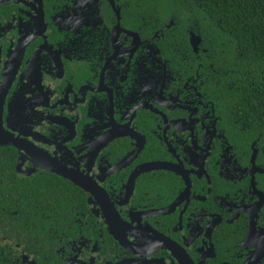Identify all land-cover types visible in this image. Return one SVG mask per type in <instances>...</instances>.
I'll list each match as a JSON object with an SVG mask.
<instances>
[{
    "label": "flooded vegetation",
    "instance_id": "af4514ba",
    "mask_svg": "<svg viewBox=\"0 0 264 264\" xmlns=\"http://www.w3.org/2000/svg\"><path fill=\"white\" fill-rule=\"evenodd\" d=\"M162 18L0 0V264H264L260 134Z\"/></svg>",
    "mask_w": 264,
    "mask_h": 264
},
{
    "label": "trees",
    "instance_id": "16d2710c",
    "mask_svg": "<svg viewBox=\"0 0 264 264\" xmlns=\"http://www.w3.org/2000/svg\"><path fill=\"white\" fill-rule=\"evenodd\" d=\"M144 14L175 15L213 46L223 105L264 145V0H141ZM181 16V17H180ZM163 19V18H162Z\"/></svg>",
    "mask_w": 264,
    "mask_h": 264
},
{
    "label": "water",
    "instance_id": "95a60500",
    "mask_svg": "<svg viewBox=\"0 0 264 264\" xmlns=\"http://www.w3.org/2000/svg\"><path fill=\"white\" fill-rule=\"evenodd\" d=\"M6 142H8V143H11L12 142V139H9V140H7ZM16 144V143H15ZM260 255V253L259 252H257V251H255V255ZM252 256V258H250V261H249V264H251L252 262H251V259L252 260H254L255 259V257H257V256Z\"/></svg>",
    "mask_w": 264,
    "mask_h": 264
}]
</instances>
